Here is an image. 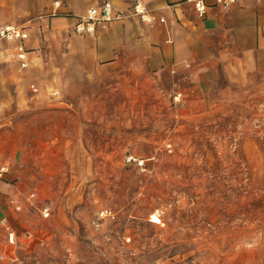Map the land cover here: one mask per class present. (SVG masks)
<instances>
[{
    "label": "rangeland",
    "instance_id": "rangeland-1",
    "mask_svg": "<svg viewBox=\"0 0 264 264\" xmlns=\"http://www.w3.org/2000/svg\"><path fill=\"white\" fill-rule=\"evenodd\" d=\"M60 2L0 0V264H264V72L85 73Z\"/></svg>",
    "mask_w": 264,
    "mask_h": 264
},
{
    "label": "crops",
    "instance_id": "crops-1",
    "mask_svg": "<svg viewBox=\"0 0 264 264\" xmlns=\"http://www.w3.org/2000/svg\"><path fill=\"white\" fill-rule=\"evenodd\" d=\"M101 1L64 0L58 7L85 14L87 8ZM108 1L114 8L129 12L135 0ZM140 1L151 10V25L130 16L97 28L94 35H81L87 45L80 52L88 63L85 73L108 66L130 67L134 72L193 68L198 66L200 57L209 58L204 72L216 71L219 62L225 67L234 65L240 70L264 72V1L238 0L227 10L211 6L201 15L184 0ZM8 165L4 178L11 174ZM7 218L0 203V224Z\"/></svg>",
    "mask_w": 264,
    "mask_h": 264
},
{
    "label": "built area",
    "instance_id": "built-area-1",
    "mask_svg": "<svg viewBox=\"0 0 264 264\" xmlns=\"http://www.w3.org/2000/svg\"><path fill=\"white\" fill-rule=\"evenodd\" d=\"M191 5L195 12L199 15L206 12L211 6H217L221 9L227 10L234 6L238 0H184ZM264 1V0H262ZM59 1L55 2L58 5ZM136 16L142 22L149 25L153 23V17L151 10L146 4L140 0H135L131 6L129 12H124L114 8L112 3L108 0H103L101 3L95 6L87 8L84 15L76 18L72 25V30L79 35H94L97 28H106L107 25L114 21L120 20L126 17ZM161 22L163 18L159 19ZM0 39L11 41L14 43V51L16 58L21 62L22 66H26L28 63V50L26 48V40L28 39V33L24 28H21L12 24H4L0 26ZM9 171L8 163L0 160V180H2L5 174ZM33 196V195H32ZM16 210L20 209V205H15ZM42 215L47 217L49 215V207L45 206L42 209ZM115 214L110 208H103L96 214L97 221L112 220ZM1 225L7 230V240L9 243H14L16 238L14 230L10 229L8 222L3 220Z\"/></svg>",
    "mask_w": 264,
    "mask_h": 264
},
{
    "label": "bare ground",
    "instance_id": "bare-ground-1",
    "mask_svg": "<svg viewBox=\"0 0 264 264\" xmlns=\"http://www.w3.org/2000/svg\"><path fill=\"white\" fill-rule=\"evenodd\" d=\"M151 218H152V219H156V218H157V216H156V215H154V214H152V215H151Z\"/></svg>",
    "mask_w": 264,
    "mask_h": 264
}]
</instances>
